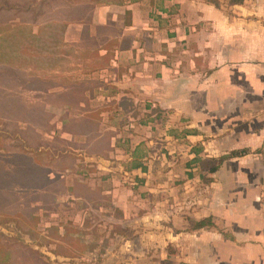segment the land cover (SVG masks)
<instances>
[{"label":"crops","instance_id":"0c3cea01","mask_svg":"<svg viewBox=\"0 0 264 264\" xmlns=\"http://www.w3.org/2000/svg\"><path fill=\"white\" fill-rule=\"evenodd\" d=\"M66 2L74 13L59 21L65 29L56 41L68 49L51 56H78L83 64L72 63L61 77L66 84L55 88L99 90L105 106L115 101L128 114L131 130L111 126L112 114L102 112L110 148L74 149L87 162L82 174L52 169L59 154L40 147L34 164L47 173L29 180L22 156L29 151L19 150L20 165L11 163L15 185L36 189V209L67 202L73 215L56 227L57 238L31 250L45 247L51 264H264V0ZM18 22L25 31L26 20H10L12 27ZM92 101L88 96L79 106L88 112ZM157 134L169 142L156 157ZM196 157L223 160L208 172ZM209 217L212 225L192 227L191 220ZM63 242L83 253L62 252ZM8 246L0 240L1 256Z\"/></svg>","mask_w":264,"mask_h":264},{"label":"rangeland","instance_id":"374dc122","mask_svg":"<svg viewBox=\"0 0 264 264\" xmlns=\"http://www.w3.org/2000/svg\"><path fill=\"white\" fill-rule=\"evenodd\" d=\"M32 1L34 0H29V3H32ZM32 7L36 6L32 4ZM43 11V18L51 14L54 17L49 19L53 20L59 17L60 14V11L54 8L53 11ZM28 26L27 51L23 47L20 51L19 42L15 44L16 49L13 47L14 42L7 40L0 42L1 46L13 48L11 53L18 55L17 57L0 58L1 74L4 75L5 71L8 73L5 74V84L0 87L3 88V91H0V103L6 101L5 105L0 104V240L7 245H11V247L8 246L10 247L9 250L7 249L8 254L5 256L0 255V259H4L6 264H15L13 262H17L18 257L22 258L21 264H51L52 260L45 247L40 252V250H31L30 246H44L49 244L52 239L57 238L56 227L67 224L70 217L73 216L70 211L71 208H69L70 205L67 202H61L53 209L58 212L56 214H52L53 210L50 209H36L38 204L35 203V200H31L36 189L31 186L28 190L21 189L18 185H15L18 183V179L15 177L16 174L13 172L15 168L12 164H15V167L18 164L17 161L12 160V162L7 159L8 150L6 147L10 145L21 150L28 149L34 154L40 152L38 150L40 147H49L50 151L54 150L57 154L64 153H62L60 159L59 157L56 159H59L60 169L66 167V165L71 167L76 158V166L70 169L73 171L70 173L82 174L87 162H85L84 155L79 156L78 150L74 149H83L84 146L99 149L101 143H103V137L99 138V135L105 132L104 136L108 133L111 134V132L106 131L109 129V121H106L107 116H101V113L110 111L109 115L112 114L113 119L111 126L117 128L119 124H121L120 126L124 125L125 131L131 130V120L127 117V113H124L127 115L123 116L115 101L105 106L99 90H85V93L93 98V106L88 109V112H84L82 107L79 106V103L84 101L80 100L81 91H78L76 99H71L69 103L60 100L59 104L61 105L59 108L48 106L47 102H49L50 95L55 93L56 90L60 91L55 88L56 84H66V78L62 79V75H67L68 68L73 67L72 63H76L77 66L78 63L83 64V61L78 56L65 61L52 57V52H58L56 54L59 55L68 48L62 42L55 41L52 35L48 33L39 34L36 31L39 27L36 25ZM20 27L13 26L14 33L19 34L20 31L23 33V28ZM82 74L80 72L76 73L77 81L79 77L82 78ZM57 75H61L59 80ZM93 83L98 85L96 80ZM93 83L92 85H94ZM46 87L47 89L53 88L52 93L45 91L47 90ZM65 113H68L67 116L69 115L70 119L62 123L61 117ZM63 125L78 131L74 138L67 140L58 134V131L63 130ZM52 130L56 131L54 138L49 136ZM88 135H90V138ZM156 140L158 143H154L153 146L158 148L155 149L156 154H154L157 157L162 146L168 145L169 141L165 140V136L161 134H157ZM26 146L28 148H25ZM67 151L73 153L71 154L73 157H69L66 154ZM45 158L52 159L48 155ZM6 183H9L8 188ZM13 183L14 186L11 187L10 184ZM69 228L78 229L74 225L69 226ZM25 231L28 233L25 234ZM72 237L70 236V238ZM24 241L28 243L27 247L21 244ZM63 243L61 245L67 248V243ZM49 247L56 249L54 248L55 244ZM81 248L77 246V249H71L70 251L68 247V250L62 252H75V255H79L83 253ZM77 261L80 262L79 259Z\"/></svg>","mask_w":264,"mask_h":264},{"label":"trees","instance_id":"16d2710c","mask_svg":"<svg viewBox=\"0 0 264 264\" xmlns=\"http://www.w3.org/2000/svg\"><path fill=\"white\" fill-rule=\"evenodd\" d=\"M73 1L76 2L78 0H73ZM87 1H89V0H87ZM96 1L101 2L104 0H96ZM206 1L213 3L216 6L221 5V0H206ZM244 1L245 0H229V2L231 4H241ZM66 3H67L66 0H34V1H32V3H29V0H23V1L22 0H0V23H3V25L0 26V33H4V34L0 35V42L5 41V40H7L9 42L10 41L14 42L13 47H15V49H16L15 44H17V42H19L20 43L19 47L21 48L20 51L22 50V47L25 51H27L28 27L29 26L27 27V29L25 31L23 30V33L21 31L19 32V34L14 33L15 31L11 26L10 20H15L17 18H20V20H22V21L26 20L29 23L28 25H31L30 23H34V24L39 23L42 20L43 25L39 26L38 33L39 34L48 33V34L52 35V37L55 39V41H56L57 37L59 39H61L63 31L65 29V24H62L59 21L62 18H67V19L72 18V14L74 13V12H68L67 9L63 7ZM32 4H34L36 7H32ZM53 8L55 10L60 11V14L58 15L59 17L54 18L53 24H45L44 25V22L47 19L54 17V16H51V14L50 15L48 14L46 17L43 18V16H44L43 10L53 11ZM78 12L79 11H77V13ZM75 13H76V11H75ZM68 16H70V18H68ZM17 26H20L19 22L17 23ZM20 28H25V27H20ZM23 38H27V40H23ZM11 50H13V48H7L6 46L0 45V58H11V57H13V56L8 57L9 54L14 55L11 53ZM15 55H17V54H15ZM17 56H15V57H17ZM5 74H8V73L5 71L4 75H3V74H1V71H0V87H1V85L5 84V82H4ZM2 89L3 88H0V91H3ZM46 89H47V87H46ZM49 90L50 89L48 88L45 91L49 92ZM85 90L86 89L73 88V89H69V90H65V91H58V92L52 93L50 95L51 97L49 98V102L59 104L60 100L61 101L65 100L67 103H69L71 99H76L78 91H81L80 100H87V97H86L87 95L85 93ZM5 103H6V101H4V102L1 101L0 104L5 105ZM63 130L71 132L74 135L78 132L76 130L68 128L66 125H63ZM108 134L105 136H102L103 137V143H101V145H100L101 147L99 149H104V148L109 149L110 148V139H111L112 133L109 135ZM88 137L90 138V135H88ZM88 141H90V140H88ZM85 148L87 149V153H90L88 147L86 146ZM6 149L8 151L12 152L11 155H7V159L10 161H12V160L17 161V164L19 166L21 163L20 162L21 161V155L23 152L20 154L19 148L14 147V146H10V145H8L6 147ZM44 152L45 153L47 152V155L49 157H51L50 152H48V151H44ZM32 153H33L32 151H29V154L24 153L22 156H23V161L25 163L28 162L27 165H28L29 180L33 181L35 179L37 180V179L41 178L42 174L47 173V170H45L42 173L41 170L39 171V167L34 164L35 163L34 159L36 158V160H37V154L41 155L42 152L40 151L39 153H36V154L33 153L34 155H32ZM62 153H59V156H58L59 159H60V157H62ZM66 154H68L69 157H73L71 155L73 153H70L67 151ZM53 160H54L53 163H49V165H51V168L55 169V170L65 171L67 169L74 168L76 166L75 165L76 158H75V161L73 162L71 167H68V165H66V167H62V169L59 168V166H60L59 161L56 159H53ZM222 160H223L222 158L216 159V158L208 157V158L202 159L200 157L199 158L196 157L193 159V162H199L201 169L203 171L214 172L219 168ZM61 165L63 166V163ZM138 165L139 164H137L136 166H138ZM139 166L143 167V165H139ZM15 177L18 179V174L15 175ZM203 178L206 180H210V178H208L206 176L205 177L203 176ZM212 224H213V221L210 217L204 218V219L199 220V221L191 220V225L193 228H202L204 226H209ZM115 228H116L118 233H120V234L125 233V230L122 229L120 225H116Z\"/></svg>","mask_w":264,"mask_h":264},{"label":"built area","instance_id":"2783aa9c","mask_svg":"<svg viewBox=\"0 0 264 264\" xmlns=\"http://www.w3.org/2000/svg\"><path fill=\"white\" fill-rule=\"evenodd\" d=\"M176 264H187V262H185V261H180V262H178V263H176Z\"/></svg>","mask_w":264,"mask_h":264}]
</instances>
